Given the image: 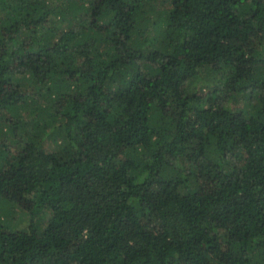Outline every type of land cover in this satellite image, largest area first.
<instances>
[{
    "label": "trees",
    "instance_id": "trees-1",
    "mask_svg": "<svg viewBox=\"0 0 264 264\" xmlns=\"http://www.w3.org/2000/svg\"><path fill=\"white\" fill-rule=\"evenodd\" d=\"M0 206V264H264V0H0Z\"/></svg>",
    "mask_w": 264,
    "mask_h": 264
},
{
    "label": "rangeland",
    "instance_id": "rangeland-1",
    "mask_svg": "<svg viewBox=\"0 0 264 264\" xmlns=\"http://www.w3.org/2000/svg\"><path fill=\"white\" fill-rule=\"evenodd\" d=\"M204 79H206V78H204ZM206 83H207V80L198 83L196 85V87H197L196 89L197 90H201L202 88H205L206 92H208L209 87H208V83L207 84ZM205 85H206V87H205ZM213 85H214V83H211L209 86L212 87ZM1 203H4V201H2ZM2 209H4V206H3V208H2V206H0V212H2ZM16 217H19V216L17 215ZM16 219H24L25 220V217H23V218H16Z\"/></svg>",
    "mask_w": 264,
    "mask_h": 264
}]
</instances>
